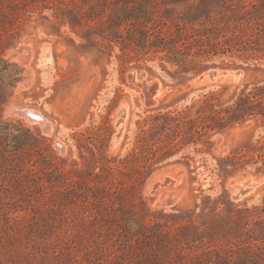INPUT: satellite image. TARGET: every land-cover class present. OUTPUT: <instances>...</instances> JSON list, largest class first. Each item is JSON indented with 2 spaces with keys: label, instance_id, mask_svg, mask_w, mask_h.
<instances>
[{
  "label": "rangeland",
  "instance_id": "obj_1",
  "mask_svg": "<svg viewBox=\"0 0 264 264\" xmlns=\"http://www.w3.org/2000/svg\"><path fill=\"white\" fill-rule=\"evenodd\" d=\"M262 1L0 0V264H264L262 163L218 168L264 135L262 118L181 144L151 175L132 155L156 106L180 109L229 87L224 101L237 86L264 83V20L237 23L239 41L227 29L233 8ZM127 10L136 31L215 22L223 44L208 69L240 76H173L166 69L175 67L121 36L126 24L114 21ZM133 72L161 80L155 107ZM10 106L37 110L51 129ZM120 106L123 132L112 145ZM245 176L258 183L234 199L232 181Z\"/></svg>",
  "mask_w": 264,
  "mask_h": 264
},
{
  "label": "trees",
  "instance_id": "obj_2",
  "mask_svg": "<svg viewBox=\"0 0 264 264\" xmlns=\"http://www.w3.org/2000/svg\"><path fill=\"white\" fill-rule=\"evenodd\" d=\"M142 10L146 14L144 6ZM231 14L236 25H228L227 29L238 41L242 40L234 30L240 26L237 23H258L264 20V1L258 5L252 4L247 9L233 8ZM131 17L134 15L127 10L114 21L117 25L126 24L125 32H120L121 36L127 34L129 43L137 53L158 55L164 69V62L175 67L174 72L166 69L173 76L195 75L208 69L211 65L207 61L219 52V46L223 44L215 22L201 23L199 26L172 22L166 23L165 28H157L151 22L147 29L136 31L131 29L125 19ZM150 21L145 17L143 23ZM242 47L241 50H250L245 48V44ZM228 89L221 87L210 90L193 98L191 103L180 109H167L170 105L164 104L156 106L155 113L147 119L148 127L141 129L132 151L138 169L151 175L163 160L181 148V144L202 142L206 135L211 136L252 118L260 117L264 120V83H246L240 88L237 86L232 95L223 101L221 97ZM259 162L262 165L258 170H263L264 135L257 138L255 143H249L245 149L220 158L218 168L232 173L248 164Z\"/></svg>",
  "mask_w": 264,
  "mask_h": 264
},
{
  "label": "water",
  "instance_id": "obj_3",
  "mask_svg": "<svg viewBox=\"0 0 264 264\" xmlns=\"http://www.w3.org/2000/svg\"><path fill=\"white\" fill-rule=\"evenodd\" d=\"M23 49V45L19 46V51H21ZM25 59V63L29 60V55H24L22 56ZM234 75L235 77H239L241 74V71H223L217 68H210L207 69L206 71H204L198 78H197V82L203 81V80H211V81H216L219 80L221 77L229 75V74ZM143 75L140 76V78L142 79ZM138 76L136 74V72H133L132 74H130V79L131 81L140 86L145 94V100H146V104L149 107H155L158 101V97L160 95V93L163 91L162 88V82L160 79H155V80H151L148 81L146 79L143 80H138ZM8 111L11 112H19L20 114H22L24 117L30 118L32 120H36V121H40L43 120V117L41 116V114L33 109V108H28V107H21V108H17L15 106H10L8 108ZM119 118L117 119V121L115 122L116 127L118 128L117 133L114 135L113 141H112V145H115L118 143L122 132H123V122L124 119L126 117V108L123 106L119 107ZM45 128V127H44ZM46 131H49L48 128H45ZM58 146L60 148V150L62 152H64L65 147L64 145L58 141ZM254 180L252 179H247L245 180L241 185H239V190L233 195L234 199H239L240 196L242 194H247L248 192H250L256 185L257 183L253 182ZM236 182H233V184Z\"/></svg>",
  "mask_w": 264,
  "mask_h": 264
},
{
  "label": "bare ground",
  "instance_id": "obj_4",
  "mask_svg": "<svg viewBox=\"0 0 264 264\" xmlns=\"http://www.w3.org/2000/svg\"><path fill=\"white\" fill-rule=\"evenodd\" d=\"M229 75H232L231 73L229 74ZM229 75H226V76H223V77H221L220 79H222V78H224V77H227V76H229ZM234 76V75H233ZM235 77V76H234ZM235 78H237V76L235 77ZM219 79V80H220ZM207 80H209V79H207ZM207 80H203V81H207ZM211 81V80H210ZM217 81V80H216ZM195 83H197V79H195V81H194ZM8 112H11V111H8ZM12 113H17V114H19V115H22V114H20L19 112H12ZM40 113V112H39ZM41 114V113H40ZM23 116V115H22ZM41 116L43 117V120H40L39 122H41L44 126H45V128H48V130H50L51 129V123L41 114ZM27 120H29V121H36V120H32V119H30V118H27V117H25ZM60 140V139H59ZM62 142V141H61ZM252 179V180H254L253 182L255 183V179H254V177L253 176H245V177H242L241 179L239 178V179H237V180H235V182L236 183H234L233 184V182L234 181H232V186H233V190L235 191L234 192V194L239 190V185H241L245 180H247V179ZM256 183H258V182H256ZM256 187V186H255ZM254 187V188H255ZM233 194V195H234ZM232 195V196H233ZM243 195V194H242ZM241 195V196H242ZM240 196V197H241Z\"/></svg>",
  "mask_w": 264,
  "mask_h": 264
}]
</instances>
